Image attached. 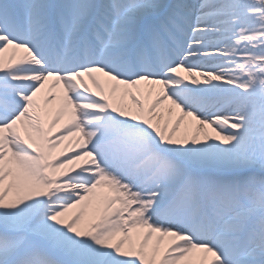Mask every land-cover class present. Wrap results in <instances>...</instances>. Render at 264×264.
Listing matches in <instances>:
<instances>
[{"label":"snow or ice","instance_id":"1","mask_svg":"<svg viewBox=\"0 0 264 264\" xmlns=\"http://www.w3.org/2000/svg\"><path fill=\"white\" fill-rule=\"evenodd\" d=\"M0 264H264V0H0Z\"/></svg>","mask_w":264,"mask_h":264}]
</instances>
